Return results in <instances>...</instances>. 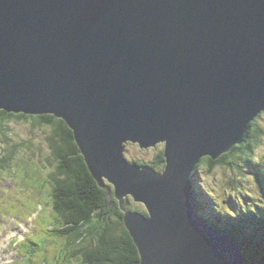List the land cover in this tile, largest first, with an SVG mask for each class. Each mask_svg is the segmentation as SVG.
<instances>
[{"label": "water", "instance_id": "95a60500", "mask_svg": "<svg viewBox=\"0 0 264 264\" xmlns=\"http://www.w3.org/2000/svg\"><path fill=\"white\" fill-rule=\"evenodd\" d=\"M1 111L67 122L141 264H248L193 175L264 112V0H0ZM129 143L165 144L166 170L127 160Z\"/></svg>", "mask_w": 264, "mask_h": 264}, {"label": "trees", "instance_id": "16d2710c", "mask_svg": "<svg viewBox=\"0 0 264 264\" xmlns=\"http://www.w3.org/2000/svg\"><path fill=\"white\" fill-rule=\"evenodd\" d=\"M259 118L252 123L243 144L237 145L216 161L204 158L193 175V181L199 183L198 179L204 168L210 172H215L218 167H236V170L242 171L247 165L253 170L254 177L264 192V164L255 160L256 150L264 137V131L258 125ZM13 119L32 121L35 128L48 127L52 131L47 141L54 159L59 162V171L52 176L53 209L59 228L50 233L58 239V264H72L73 260L77 261L76 264H141L139 249L125 225V212L114 197V186L108 182L105 187H101L94 178L68 124L50 115L27 116L1 111L0 131L5 136V125ZM164 152L151 163L142 160L135 163L161 172L166 167ZM13 159L14 155L11 153L2 163L8 167ZM196 192L198 198L205 197V193L208 196L198 184ZM207 196L205 201L199 199L200 213L216 229L231 235L240 244L250 264H264V209H246L240 218L232 220L223 209L215 207L216 203L213 204ZM132 198L126 200L128 209L146 213ZM208 204L218 213L215 218L204 211ZM223 217H227L225 226L221 225Z\"/></svg>", "mask_w": 264, "mask_h": 264}, {"label": "rangeland", "instance_id": "374dc122", "mask_svg": "<svg viewBox=\"0 0 264 264\" xmlns=\"http://www.w3.org/2000/svg\"><path fill=\"white\" fill-rule=\"evenodd\" d=\"M258 125L264 131V114ZM4 129L6 136L0 131V166H3L0 168V256L2 253L11 255V264H24L23 256L30 264H58V239L50 233L59 228L52 197V176L59 171V162L54 159L47 141L52 131L48 127L35 128L32 121L17 119L7 123ZM164 151L165 144L144 150L138 144L129 143L125 157L130 162L151 163ZM11 153L14 159L6 168L2 161ZM255 156L257 163L264 164V137ZM198 181L199 187L208 194L199 199L205 201L206 196L212 195L211 202L232 220L240 218L246 209H264V192L247 165L242 171L236 167H218L215 172L204 168ZM136 205L146 212L143 204ZM209 205L203 209L215 218L218 213ZM223 218L221 225L225 226L227 217ZM40 243L41 246L29 250ZM73 261L72 264H76L77 261Z\"/></svg>", "mask_w": 264, "mask_h": 264}, {"label": "bare ground", "instance_id": "6f19581e", "mask_svg": "<svg viewBox=\"0 0 264 264\" xmlns=\"http://www.w3.org/2000/svg\"><path fill=\"white\" fill-rule=\"evenodd\" d=\"M262 114H264V112H263ZM262 114H261V115H262ZM61 120H63V119H61ZM64 121H65V120H64ZM65 122H66V121H65ZM66 123H67V122H66ZM236 146H237V145H236ZM236 146H235V147H236ZM233 149H234V148H233ZM165 150H166V149H165ZM165 152H166V151H165ZM165 152H164V154H165ZM205 158H207V157H205ZM208 158H211V157H208ZM203 159H204V158H203ZM203 159H202V160H203ZM6 168H7V167H6ZM166 168H167V163H166L165 170H166ZM165 170H164V171H165ZM164 171H163V172H164ZM163 172H162V173H163ZM109 183H110V182H109ZM110 184H111L112 186H114V188H115V185H114V184H112V183H110ZM115 191H116V188H115ZM203 191H204V190H203ZM211 197H212V195H210L208 199L211 200ZM50 231H51V230H50ZM232 238H233V237H232ZM233 239H234V238H233ZM234 241H235V243L238 245V247L241 249L240 244H239L235 239H234ZM240 252H242L241 254L243 255V257H246L245 254L243 253L242 249L240 250ZM246 259H247V257H246ZM248 261H249V260L247 259V262H248ZM249 263H250V261L248 262V264H249Z\"/></svg>", "mask_w": 264, "mask_h": 264}]
</instances>
